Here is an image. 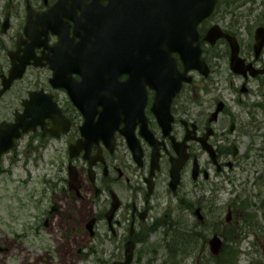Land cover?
<instances>
[{"label":"flooded vegetation","instance_id":"flooded-vegetation-1","mask_svg":"<svg viewBox=\"0 0 264 264\" xmlns=\"http://www.w3.org/2000/svg\"><path fill=\"white\" fill-rule=\"evenodd\" d=\"M1 1L0 48L3 49L0 54L6 55L5 73L12 66L9 52H16L19 42L21 57L24 50L33 46L34 59L31 61L37 65L28 66L25 77L29 71L35 72V91H42V96L53 95L64 114L73 109V113H69L72 123L67 135L73 134L74 140L63 152L64 162L56 176L44 174L34 181L33 185L43 179L41 191L34 186L16 187L18 179L11 174L7 177L13 186L10 190L4 189L3 196L9 202L0 206V264H120L126 258L125 250L130 242L135 260L137 248L146 246L152 233L163 223L174 221L169 215L176 207L173 200L186 181L193 184L188 195L195 196L197 188L202 187L199 190L203 195L209 192V198L218 194L229 181L235 184L232 173L239 168L244 139L254 127L253 120L247 123L243 119V106H248L245 98L264 92V72L256 77L249 71L247 75L232 73L229 64L231 42L222 36L212 43L207 37L211 28L218 27L238 42L240 57L245 63H251L256 70H264V47L258 55L254 51L257 32L264 29V0H217L210 17L198 28L202 59L210 73L205 75L202 71L190 70L188 75L192 80L182 83L171 104L156 101L166 89L152 88L159 82H166V66L163 72L151 69L150 79L129 82L137 66L134 60L120 59L119 63L124 62V66L117 77V91L100 90L102 99H98L99 93L87 92L85 97L78 94L77 103L81 106L70 102L65 89L53 87V67L62 75L70 76L69 61L75 53L74 46L99 41L97 33L101 24L114 26L119 20L127 24L147 22L149 16H145L143 10L145 0H61L60 10L52 15L59 0H20L19 13L7 10L8 0ZM29 7L36 15L43 16L40 19L48 20L46 36H39L43 27L38 22L30 33L34 40L24 35ZM18 14L24 15L21 29L7 39L6 34L13 29L12 19ZM6 15L10 23L3 31ZM52 29L63 31L64 44L58 48L56 45L61 38ZM115 37L119 39L120 35ZM117 45L120 54V45ZM175 57L179 72H184L181 57L178 54ZM140 60L139 66L146 75V59ZM220 61L228 65L231 76L220 73L223 68ZM72 78L75 86L80 84L82 76L74 72ZM225 91L229 92L228 98L223 96ZM29 92L21 99V109L14 110L9 122L16 120L14 115L19 110L24 111L22 103L29 99ZM221 105L223 108L219 110ZM79 106L93 113V117L86 119ZM46 122V129L53 128V122ZM263 125L256 126L258 131L261 132ZM86 126L94 132L88 139L83 132ZM33 134L38 145L31 141ZM65 136L54 138L61 140ZM54 138L49 133L44 134L40 126L35 132L20 137L14 148L2 157L0 175L12 173V169L2 166L6 158L12 164L21 159L18 149L22 139H27L22 153L28 149L29 153H34L33 162L43 156L46 149L43 140ZM204 143L211 148L206 150ZM71 144L76 145L77 151L73 159L68 151ZM178 160H183L182 170L180 183L174 191L170 169ZM26 165L29 170V162ZM70 166L77 174L75 186L69 183ZM235 205L236 202L230 204L224 225L237 226L241 230L245 220L243 216L242 222L237 220L243 213ZM230 236L235 240L236 236Z\"/></svg>","mask_w":264,"mask_h":264},{"label":"rangeland","instance_id":"rangeland-1","mask_svg":"<svg viewBox=\"0 0 264 264\" xmlns=\"http://www.w3.org/2000/svg\"><path fill=\"white\" fill-rule=\"evenodd\" d=\"M1 2L0 0V4ZM6 4L7 10L12 9L13 12L18 13L21 11L20 0H8ZM23 19L24 15L22 14L14 16L12 19L13 29L6 34L7 39L15 36V33L21 29ZM0 35L2 36L1 33ZM9 47L10 45H8V49ZM1 49L3 48H0V51ZM5 58V53L0 54V82L1 75L5 74L7 70V64L4 62ZM219 64L223 67L220 73L226 77L231 76L228 65L223 64V61H220ZM36 77L35 72L29 71L25 80L17 82L0 100V122L10 120L14 110L21 109V99L27 96L29 90H34L33 81ZM253 85L257 88V83ZM228 94L229 92L225 91L223 96L228 98ZM245 100L244 103L248 106H243L245 109L243 119L247 123L253 120L254 127L249 129L250 136L244 139V151L241 153L242 159L239 168L232 173L235 184L233 185L229 181L218 194H214L213 197L209 198L211 195L209 192L203 195L199 190L202 187L197 188L195 196L188 195V191L193 187V184L186 181L183 190L173 200L176 204L174 211L169 214L171 219L179 223L184 230L173 228L167 231L173 236V240L170 241L165 233L168 229L161 226L158 231L152 233L149 239L150 242L146 246L141 245L137 248L134 264H163L166 261L171 264H231L232 258L227 257L230 248L227 246V249L220 254L218 260L215 262L211 260L210 249H208L206 242L214 233L222 237L223 235L229 236L228 242L225 241L226 245L234 241V245L239 248V252L233 253L234 256H237L236 259L239 264H264V207L260 208L264 201V125L261 132L256 128L260 123H264V92L259 93L257 96L245 98ZM25 140L27 139L20 141L18 157H21V159L19 161L15 159L17 162L14 164L7 158L3 161V168L12 169V173H9L8 176L0 175V206L9 202L3 194L5 193L4 189L10 190L13 186L7 181L10 174L19 181L16 187L34 186L37 187L38 191H41L44 188L43 179L40 183L33 185L34 181L40 180L44 174L52 178L56 176L55 173L64 162L65 155L63 152H66L67 145L74 140V135H66L61 140L55 138L52 141L43 140L46 146L43 151V159H38L39 155L36 156L38 160L33 162L34 153H29V149L22 153L27 143ZM31 141L34 145L39 143L35 134L32 135ZM27 162L30 164L29 170L27 169ZM12 165H15V167H12ZM258 176L260 180L257 179ZM234 198H237V203L240 205L235 206L240 213H243L238 216L237 220L240 221L243 217L242 220H245L242 229H246V231L242 234L237 226L229 230L224 225L228 208L230 204L234 203ZM196 201L205 205V209H202V214L206 217L204 225L197 224L196 217L189 210L190 202L195 203ZM197 207L195 206V208ZM240 222L237 224L239 227ZM231 234L236 236L235 240L230 239ZM182 235L190 239L191 243L188 242V239L181 238ZM223 238L225 239V237ZM164 239L167 241L165 242Z\"/></svg>","mask_w":264,"mask_h":264},{"label":"water","instance_id":"water-1","mask_svg":"<svg viewBox=\"0 0 264 264\" xmlns=\"http://www.w3.org/2000/svg\"><path fill=\"white\" fill-rule=\"evenodd\" d=\"M215 1L216 0H145V4H143V10H145L146 12L145 16H149V19L145 23L141 22V25L139 26L140 30L138 29L136 31L134 24H130L129 30H128V25L121 27L120 25L123 23V20L118 21L119 22L117 25L119 26L118 28H113L112 25L100 26L98 28L97 35H99L102 40L100 39L96 43V45L84 44V47L79 46L80 49L77 52L78 54L76 53V56H74V58L72 59L73 62L69 61V68H70L69 70H72L74 68L76 72L82 75V72L78 69L79 61L83 62L86 59H90V61H92L93 59L98 58L100 62H103L101 63L100 67L105 70L106 74L107 73L109 74V76L107 74V81L104 78L103 80L104 83L107 84L111 83L112 81H114L116 71L117 70L119 71L121 69L120 67H122V63L119 65V63H117V60H115V58H117L116 57L117 55H116V48L114 46L115 40L113 37L115 34L113 30L116 29L117 33L119 32L118 34L122 35L121 37L122 43L120 42L119 45L121 46L123 52H124V46L129 43L128 41L129 38L127 37L126 34L142 33L144 36L143 40L149 43L146 46H143L144 53L142 55H136V54L134 55V53H131L129 54L131 56H129L126 55L125 53H120L121 56L125 54L130 58L132 57V60L134 59V62L137 66L136 67L137 69L135 70V72H133L132 76L129 79L131 80V82L143 80V78L150 79L151 78L150 70L154 68L155 71H160L162 70L163 68L162 64L164 63L166 66L165 70L167 72L165 78H167V80L166 82L163 83H157V85L152 86V88L155 89L159 87L160 89V87H162L166 89L167 92L160 93L156 101L166 102L167 105L169 103L171 104L172 98L180 90L179 88L182 81L188 80V78L191 79V77H186L189 70L196 69L199 70L200 72L203 71L205 75H208L210 73L208 71V66L201 59V50L198 42L197 27L199 26L200 22H202L205 18L210 16V13H212V11L214 10ZM28 15L29 16L26 24L25 35H27V37L29 36L28 38L34 40V38H32L29 33L30 31L35 30L36 28L34 21L36 14L31 10H28ZM40 23L44 24L45 19L43 20L41 19ZM8 26H9V17L7 16L2 26L3 31L7 30ZM53 32H55V30H53ZM46 34H47L46 28L41 29V31L39 32V36ZM222 36L226 37L231 42L232 55H231L230 63H231V70L234 73L246 74L247 70L249 69L253 76H257L259 73L264 71V70L254 69L252 64H246L245 61L241 59L239 56L240 52H239L238 42L235 39H231L229 35L225 34L218 27H213L210 29V32L207 37V41L214 43L216 39L222 38ZM256 39H257V43L255 45L254 50L256 51V55H258L264 47L263 28L258 30ZM19 45L20 43L18 44V48L16 52H9V57L13 62V67L10 71L11 73L10 77L3 78L2 88L0 89V99L2 98L3 94L6 93V91L11 88L12 83L18 78H21L23 76L24 74L23 72L27 68L28 64H30L31 60L34 59L33 54H31L30 52H27L24 55V57L19 56L20 53ZM95 46H98V48L96 49V51L94 52L92 51L91 54L94 55L91 56L90 53H88V56L85 55L87 51L86 52L84 51L87 47L94 48ZM29 49L33 53L34 47L30 46ZM81 53L83 56L84 55L85 56L84 57L82 55L79 56V54ZM177 53L181 54L182 56L181 58L184 62V65H186V69L183 73H180L176 66L177 61L173 55ZM142 57L146 58L145 60V65H146L145 67H147L146 75H143L141 67L139 66V64L141 65L140 59ZM81 58H83V60ZM104 60L106 61V63ZM111 62H113V64H111ZM86 78H88V80L91 81L89 75ZM160 78L163 77L160 76ZM92 82L93 81H91V84ZM100 82L102 81H97L95 82V84L98 86ZM54 83H55L54 84L55 87H62V88L65 87L68 91V94H70L71 98L73 99V101L77 103V100H79L77 98L79 94L78 91L80 89H78L76 86L74 87L73 85L74 82H71L70 78H64L61 76L56 77ZM86 87H83L82 89V91L85 89L84 93L90 90V86L87 85ZM40 94L41 93L37 94L36 92L30 93L31 98L29 99V101L23 103L24 107H26L25 111L23 113L18 112V114H16V118H15L16 122L0 123V161L4 153L8 152V150H10L15 146L16 139H19V137H21L23 134L30 133L31 130L33 131L37 126H41V128L44 129V134L49 132L52 136H59L61 132H65L68 130V124H69L68 118L65 117V115H63L61 109L58 106H56L55 102L51 98L46 97L45 95L42 96ZM77 104L80 105L79 103ZM221 108L222 106H220L219 110H221ZM80 109L87 117L86 119L92 117V115L86 112L85 109H83L82 107H80ZM46 120H50L51 122H53V128L51 130L46 129V125H47ZM102 128L104 129V127ZM83 130H84L83 131L84 136L87 139L94 135V132L90 127L87 128L86 126V128H84ZM205 147L209 148L207 145H205ZM71 151H72V157H76L77 156L76 145L71 147ZM182 161L180 164L173 162L174 163L173 167L170 169L171 181H172L171 187L174 191L176 190V188L180 183L179 179L182 170L181 169ZM196 171L198 172L197 167H195V175H197ZM69 174H70L69 183L71 186H75L74 183L77 182V174L75 173V171L73 172L72 166H70L69 168ZM194 215L197 216L198 220L201 223L204 222L205 218L204 215L201 213L200 208H197L195 210ZM222 246H223V240L217 234H214L212 238H210L208 241V247L213 256H218L220 254L221 250L223 249ZM133 251H134L133 245L132 242H130V244H128L125 250L126 259L124 262L120 264H131L134 260Z\"/></svg>","mask_w":264,"mask_h":264},{"label":"trees","instance_id":"trees-1","mask_svg":"<svg viewBox=\"0 0 264 264\" xmlns=\"http://www.w3.org/2000/svg\"><path fill=\"white\" fill-rule=\"evenodd\" d=\"M189 208H191L190 205H189ZM162 226H165L164 223L162 224ZM173 228H182V230H184L183 227H180L179 223L173 222L172 224H169V228H168V230H166L165 233H166L168 239H170V241L173 240V239H172L173 236H172V234H170V233L167 232V231H170V230H172ZM225 237H226V236H225ZM181 238H183V239H188V238H186L185 235H182ZM164 240H165V239H164ZM177 240H178V239H177ZM189 240H190V239H188V242L191 243ZM166 241H167V240H165V242H166ZM226 246L228 247V245L225 244L224 249H227ZM227 257H228V255H227ZM211 260H214V258H211ZM230 262H231V264H235V262H233V258H232V260H231ZM163 264H171V263H170L169 261H166V262L163 263Z\"/></svg>","mask_w":264,"mask_h":264},{"label":"bare ground","instance_id":"bare-ground-1","mask_svg":"<svg viewBox=\"0 0 264 264\" xmlns=\"http://www.w3.org/2000/svg\"><path fill=\"white\" fill-rule=\"evenodd\" d=\"M246 231V229H242V230H240V233L242 234V233H244Z\"/></svg>","mask_w":264,"mask_h":264}]
</instances>
